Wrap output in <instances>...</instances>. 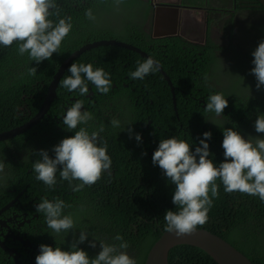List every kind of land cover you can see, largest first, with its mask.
<instances>
[{
	"label": "trees",
	"instance_id": "16d2710c",
	"mask_svg": "<svg viewBox=\"0 0 264 264\" xmlns=\"http://www.w3.org/2000/svg\"><path fill=\"white\" fill-rule=\"evenodd\" d=\"M57 3L62 8L61 17H72L73 28L62 42L58 53H54L51 59L37 64L29 60L27 54L20 56L15 43L9 48L0 46V132L16 128L31 119L37 113L47 86L61 63L84 44L106 36L107 31L105 26L100 24L104 23L99 20L100 16L109 14L114 8L133 7L142 3V0H123L122 3H117V0H57ZM88 7L93 9L95 22L85 18L84 13ZM130 28L140 36L135 26ZM141 39L144 41L142 37ZM152 49L157 54L154 58L170 78L173 93L163 77L156 72L151 77L144 78L150 91L157 94L155 106L148 103L134 104L132 97L143 92L134 84H129L128 87H118L127 89L126 102L129 103L130 109L120 107L118 102L112 103L109 108L112 93H92L88 105L90 110L86 108L90 112L93 110L94 119L89 122H106L103 137L108 141L112 165L111 176L108 173L102 175L109 184L96 183L74 193L67 181H61L57 172L55 189L48 190L42 182L35 179L34 172L29 173V184L39 187V193L43 192L44 197L62 198L66 204L71 205L70 208L64 209V214H72L75 227L72 232L60 236L64 251L69 250L73 234L78 239L79 232L86 230L89 233L88 240L78 247L86 251L89 257H94L100 250L99 243L97 242L96 249H92L88 247V241L96 237L109 244H118L120 242L113 238L119 234L130 245L127 254L134 258L137 264H144L149 249L165 232V212L176 210V206L171 202L175 185L169 183L161 169L151 161L159 141L175 136L186 140L194 151L195 147L199 146L198 138L202 139L204 132H211V140L206 141L211 153L209 159L218 165L224 159L221 147L223 128H231L233 123L246 128L249 118L251 122L256 119L257 110L264 114V86L260 89L261 93H253L255 96H235L238 100L234 102L233 99L229 100L224 89V92L218 89L217 84L222 86L221 83L214 81L210 76L215 72V67L210 69V54L214 53L217 47H207L196 57L198 47L180 38L170 37L158 39V45L152 46ZM109 50L114 52L108 53ZM115 57L123 60L122 64H114L115 61L112 63ZM141 59L129 50L100 47L82 53L71 64L91 63L94 69L102 67L112 82L116 83L123 76L128 78V72L136 70L134 62L138 64L143 61ZM32 67L37 68V73L29 76L28 69ZM67 69L60 81L70 75ZM88 85L92 91H96L90 82ZM112 91L114 96L118 95L114 89ZM217 92L223 93L228 102V107L224 109L221 117L203 110L207 97ZM56 93L58 97L52 101L39 123L21 135L0 142V154L4 160L15 159V162L9 161L6 164V173L0 179L1 185L10 178L12 180L7 181L5 185L17 181L21 172L25 174L29 170L33 171L32 164L40 158L33 154L34 152L46 150L49 157L54 158L52 148L60 142V124L66 107H69L71 98L78 96V93H70L62 88L60 82ZM172 95L176 99V114L173 110ZM116 99L122 100V96ZM101 103L100 111H97ZM109 110L122 117L119 134L118 128L111 127L109 123L112 120L108 116ZM79 127H85L89 133L91 131L89 125H80L78 130ZM129 127L133 131L132 139L127 135ZM75 131L66 130L64 138L73 136ZM137 133L141 135L142 142L139 145L135 140ZM141 153L147 155L142 156ZM8 170L10 171L7 172ZM20 179L22 180V177ZM217 184H220L219 180ZM208 216V222L197 229L210 232L226 241L252 264H264V203H261L258 197L239 192L225 193L223 185L220 184L219 198L214 199ZM167 260L168 264H216L203 251L186 245L169 251Z\"/></svg>",
	"mask_w": 264,
	"mask_h": 264
},
{
	"label": "clouds",
	"instance_id": "9594fccd",
	"mask_svg": "<svg viewBox=\"0 0 264 264\" xmlns=\"http://www.w3.org/2000/svg\"><path fill=\"white\" fill-rule=\"evenodd\" d=\"M208 1L205 9H202L201 5L195 3L182 5L183 0H142V3L150 9L149 13L146 11L142 14L144 15V27L132 22L113 28L110 23H100L105 26L107 34L104 38L92 43L105 41L123 44L127 47L117 45L104 47L129 50L142 58V62H138V64L134 62L136 70L128 72L134 86L156 72L165 80L162 74L164 71L159 61L154 58L157 54L152 49V46L158 45V39L180 38L188 44L198 47L195 53L196 57L207 47H217L214 53L210 54V69H213L215 57H228L229 48L234 46V38L237 47L236 38L244 27L259 28L264 23V0H224L220 6L222 9H226L225 14H232L231 11H228V5L232 2L234 3L232 8L240 11L239 19L241 20L233 27L232 14L230 19H227L230 25L227 32L222 16L209 12V10H215L217 0H211V4ZM122 2L123 0H117V3ZM158 5L163 10L159 13V23L154 26L155 8ZM204 10H206L205 13ZM61 12L62 8L58 5L57 0H0V46L9 48L15 43L20 56L27 54L29 60L35 61L37 64L51 59L54 53H58L62 42L73 28L72 17H61ZM182 13H184L183 26L180 19ZM199 13H202L201 18H199ZM84 15L87 20L95 22L96 16L91 7L86 8ZM50 17L57 19L53 20ZM187 22L192 23L193 26L188 28ZM130 26H135V30L139 32L144 41ZM112 29H117L113 33L126 35L127 39L120 41L109 38L108 34L112 32ZM154 33H157L158 36H154ZM112 52L114 50H109L108 53ZM251 55L253 57L251 63L254 66L249 74L255 77L256 89L260 90L264 86V40L259 42ZM67 72L70 75L59 82L60 86L70 93L75 92L79 96H87L89 82L100 94H108L112 87L109 74L102 68L94 69L91 63H72ZM36 73L37 68L28 69L29 76H34ZM164 75L167 76L165 73ZM240 79L243 78L240 77ZM171 86L172 91L168 85L170 92L173 93L172 83ZM246 89L249 92V89ZM141 94H145L148 105L151 106V101H155L154 93L136 94L131 101L134 104L141 103ZM56 96L55 91L53 100ZM118 96H122V100L116 99ZM127 98V93H118L117 96L111 97L112 100H109V108L112 103L118 102L121 104L120 107L130 109L129 103L126 102ZM227 107L228 102L223 93L217 92L207 97L206 107L203 110L206 113H214L216 117H221ZM82 109H84V101L78 99L65 111L62 119L64 126L60 124L62 129L60 142H56L57 145L52 148L54 158H50L46 150L33 153L40 157L32 164L35 179L42 182L48 190L55 189L57 172H59L61 181H67L69 188L74 193L96 183L109 184L103 175L108 173L111 176L112 160L107 145L108 141L100 136V133L104 132L105 126L101 124L97 130L91 133L85 127H79L73 136L64 138L66 130L73 132L78 126L87 125L94 119L92 112L82 111ZM108 116L112 119L109 122L111 127L119 128L121 126V116L114 115L112 110L108 111ZM252 125L256 133L264 134V114L257 110V116ZM235 128H223L221 147L224 159L218 165L209 159L211 153L206 141L211 140V132H204L203 138H198L199 146H196L194 151L191 150L190 144L186 140L178 139L175 136L159 141L158 147L151 157L152 164L158 166L168 182L175 185L171 202L176 206V210H167L163 216L166 233L172 234L176 238L196 234L197 227H203L208 222V213L213 207V201L219 198L220 184L223 185L225 193L239 192L258 197L261 203H264V137L249 136L245 139ZM127 132L129 139H132L133 131L130 127ZM135 140L139 145L142 142L141 135L135 134ZM141 155L144 156L147 153H141ZM5 166L4 157L0 154V173H3ZM217 180L220 181V184H217ZM74 181H78V183H73ZM34 207L37 213L44 215L47 227L57 236L68 234L74 229L75 222L72 214H64V209L70 208L71 205L66 204L58 197L52 200L42 198ZM88 237L89 233L86 230L79 232L78 239L73 234L68 251H62L60 247L53 248L41 244L39 254L35 257V264H137L136 260L127 254L130 245L121 235L117 234L113 238L120 242L118 244H109L96 237L88 241V247L92 249H96L97 242L99 243L100 250L94 257H89L86 251L78 247L85 243Z\"/></svg>",
	"mask_w": 264,
	"mask_h": 264
},
{
	"label": "flooded vegetation",
	"instance_id": "af4514ba",
	"mask_svg": "<svg viewBox=\"0 0 264 264\" xmlns=\"http://www.w3.org/2000/svg\"><path fill=\"white\" fill-rule=\"evenodd\" d=\"M134 24L145 26L143 22H135ZM122 62L123 61L118 57L112 59V63L114 64H122ZM102 69L105 70L104 68ZM127 77L128 78L123 76L121 79H118L116 83H113L110 77L112 87L108 94L112 93V97H114L113 89L116 93H125L127 89L119 88L118 85L128 87L129 84L134 83L129 75H127ZM136 86L143 93H154L150 91L145 81L140 82ZM88 88L89 94L87 96L82 97L78 95L75 99L71 98L68 106L70 107L75 100L79 99L84 101V109H82V111L86 110V108L89 109V99L92 93H100H98L97 90L92 91L90 85H88ZM154 95L157 97V94L154 93ZM56 97H58V94ZM147 103L148 100H145V94H141L140 104L145 105ZM156 103L155 101H151V106H155ZM101 105L102 103L98 105L97 111H100ZM67 108L68 107H66V109ZM91 112L93 113V110H91ZM101 124L105 125L106 122H88L87 125H89L91 129L90 133L97 130L96 128H99ZM61 125L64 126L62 123ZM76 131H78V128ZM117 132L118 134L120 133L119 128ZM103 134L104 132H102V134L100 133V136L103 137ZM127 135L129 136V134ZM9 161L12 163L15 162V159H5L4 163L8 164ZM6 170L4 169V171ZM4 171L0 173V179L4 177L6 173ZM9 171L10 170L7 172ZM33 172L32 170L25 172V174L21 172L20 177H22L23 181L19 177L18 180L13 181L12 184L5 185L7 181L12 180V178H10L2 182V184L5 182L4 185L0 184V264H35V257L39 254V246L41 244L53 248L60 247L62 251L64 250L63 243L60 240V236L64 234L57 236L53 233L52 230L47 227L44 215L35 211L34 206L42 198H49L44 197L43 192L39 193V187L29 184V173ZM61 200L63 199L61 198Z\"/></svg>",
	"mask_w": 264,
	"mask_h": 264
},
{
	"label": "rangeland",
	"instance_id": "374dc122",
	"mask_svg": "<svg viewBox=\"0 0 264 264\" xmlns=\"http://www.w3.org/2000/svg\"><path fill=\"white\" fill-rule=\"evenodd\" d=\"M208 2L209 4H211L212 1L209 0ZM222 2H224V0H217L215 10H209V12L216 13L222 16L221 18L225 26V31L227 32L230 27L227 19H230L233 14L234 27L238 24L239 21H241L239 19L240 11H236L235 8H232L234 6V3L230 2L228 5V11H231L232 14H225L226 9H222L220 6ZM192 3L201 5L200 7H202V9H205L207 0H183L182 5ZM146 11L148 13L150 12L149 7L144 3H140L135 4L133 7L125 6L124 8H114L110 12V14L100 16L99 20L104 23H110L111 27L113 28L118 27V25H126L132 21L133 23L143 22L144 15L142 14ZM205 11L206 10H204V13ZM186 26L188 28H191L193 24L187 22ZM115 31H117V29H112V32L108 34V37L120 41H125L127 39L126 35L113 33ZM233 40L234 46H231L229 48L230 50L228 51L227 58H214L213 66L215 67V72H212L210 76H212V79L214 81H218L221 83L222 86L217 84L218 89L222 90V92H224L225 90L227 96L229 97V100L233 99L234 102L235 100H238L235 98V96L242 95L243 97L247 98L248 96H255V94L253 95V93H257L255 91H259V93H261L260 90L256 89L255 77L253 75H250L249 73L251 71V68L254 66L251 63L253 59L251 53L256 49L259 42L264 40V23H262L259 28H253L251 26L249 28L244 27L236 38L237 47L235 45V38ZM240 77H242L243 79L241 80ZM246 88L249 89V92ZM254 121L255 119H253L251 122L249 118L246 128L238 126H236L235 128L234 123L232 124L231 128L234 127L235 130L238 131L245 139H247L249 136L264 137V134L255 132L253 127L254 124L252 125Z\"/></svg>",
	"mask_w": 264,
	"mask_h": 264
},
{
	"label": "water",
	"instance_id": "95a60500",
	"mask_svg": "<svg viewBox=\"0 0 264 264\" xmlns=\"http://www.w3.org/2000/svg\"><path fill=\"white\" fill-rule=\"evenodd\" d=\"M163 10L161 6H156L155 8V22L154 26L159 23V13ZM168 10V9H165ZM174 27V25H172ZM154 36H158L157 33H154ZM113 46L117 45L119 47H127L123 44L114 43V42H95L92 44H86L74 51L68 56V58L61 63L55 74L53 75L51 82L46 90L44 100L42 101L38 112L26 123L23 125L13 128L11 130L0 133V142L13 138L15 136L25 133L27 130L32 128L34 125L39 123L43 118L46 112L49 109V106L55 97V91L57 89L58 83L71 64V62L78 58L82 53L96 47L104 46ZM168 85L171 88L172 86L169 78L162 73ZM173 109L176 110L175 98L172 96ZM179 245H187L195 247L204 253H206L216 264H252L242 253L236 250L226 241L216 237L215 235L201 229H197L196 234L192 236H186L183 238H176L172 234L163 233L161 237L154 243L151 249L148 251L144 264H167V256L169 251Z\"/></svg>",
	"mask_w": 264,
	"mask_h": 264
},
{
	"label": "crops",
	"instance_id": "0c3cea01",
	"mask_svg": "<svg viewBox=\"0 0 264 264\" xmlns=\"http://www.w3.org/2000/svg\"><path fill=\"white\" fill-rule=\"evenodd\" d=\"M201 17H202V13H199V18H201ZM180 19H181L182 26H183L184 13L181 14Z\"/></svg>",
	"mask_w": 264,
	"mask_h": 264
}]
</instances>
